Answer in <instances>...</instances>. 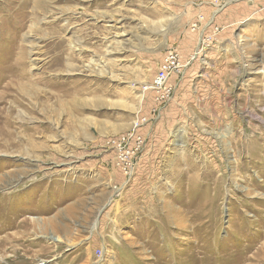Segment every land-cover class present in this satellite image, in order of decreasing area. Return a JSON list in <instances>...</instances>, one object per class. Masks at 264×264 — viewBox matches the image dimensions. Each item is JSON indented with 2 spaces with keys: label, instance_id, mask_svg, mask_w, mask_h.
Listing matches in <instances>:
<instances>
[{
  "label": "rangeland",
  "instance_id": "374dc122",
  "mask_svg": "<svg viewBox=\"0 0 264 264\" xmlns=\"http://www.w3.org/2000/svg\"><path fill=\"white\" fill-rule=\"evenodd\" d=\"M0 264H264V0H0Z\"/></svg>",
  "mask_w": 264,
  "mask_h": 264
},
{
  "label": "built area",
  "instance_id": "2783aa9c",
  "mask_svg": "<svg viewBox=\"0 0 264 264\" xmlns=\"http://www.w3.org/2000/svg\"><path fill=\"white\" fill-rule=\"evenodd\" d=\"M172 64H167L164 68L160 69L147 87L149 90L160 94L162 98L167 93V80L173 71Z\"/></svg>",
  "mask_w": 264,
  "mask_h": 264
},
{
  "label": "bare ground",
  "instance_id": "6f19581e",
  "mask_svg": "<svg viewBox=\"0 0 264 264\" xmlns=\"http://www.w3.org/2000/svg\"><path fill=\"white\" fill-rule=\"evenodd\" d=\"M26 55H28V53H26L25 51L21 53L20 59L16 60V63L20 62L21 64L24 63V59L26 58ZM121 190V188L119 189V191ZM61 240L60 238L57 237L56 241Z\"/></svg>",
  "mask_w": 264,
  "mask_h": 264
}]
</instances>
